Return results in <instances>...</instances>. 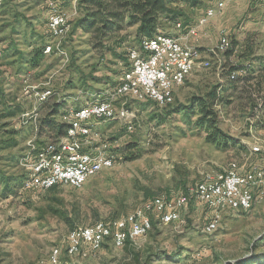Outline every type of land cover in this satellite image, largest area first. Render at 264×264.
Segmentation results:
<instances>
[{"label":"rangeland","instance_id":"374dc122","mask_svg":"<svg viewBox=\"0 0 264 264\" xmlns=\"http://www.w3.org/2000/svg\"><path fill=\"white\" fill-rule=\"evenodd\" d=\"M210 1L205 0L204 6L195 10H190L184 0L174 5L194 22ZM45 2L1 0V49L11 44L27 51L50 43L55 48L58 38L48 35ZM60 2L70 23L59 39L64 55L51 51L40 65L23 68L10 53L0 57V264L46 262L56 246L62 250V264H264V200L248 211L224 213L218 229L207 234L203 232L207 209L193 195L205 172L240 158L247 145H255L256 140L264 143V103L253 108L245 98L216 107L218 127L236 140L227 147L208 143L206 129L195 125L199 106L189 115L177 109L188 105L193 97H204L219 82L223 70L226 75L232 70L238 60L236 48H245L249 57L264 56V11L255 2L229 4L218 15L219 30L207 37L208 48L216 46L223 32L229 38L231 49L220 61L207 59L211 64L208 69H195L174 93L171 106L161 108L150 101L129 100L128 107L137 112L131 129L118 120L101 124L100 132L111 143L116 158L114 167L99 172L81 188L63 185L39 194L14 195L24 177L18 161L27 150L28 140L36 137L44 144L54 139L42 119L56 100L63 106L54 119L65 123L61 118L65 109L79 107L85 99L100 98L116 86L117 75L128 67L123 50L139 46L141 41L136 37L137 26L125 25L111 38H125L124 46L104 42L122 59L111 51L96 50L90 43L91 35L73 27L84 13L80 2L75 6L71 0ZM166 28L168 33L176 31L175 24ZM258 74L263 79L264 100V73ZM48 82L55 92L48 101L38 104L23 95L27 84L43 88ZM34 107L39 113L37 120L21 125V114ZM7 182L9 191L5 189ZM181 194L191 200L181 213L182 222L164 225L154 220L145 236L123 247L106 244L87 258L66 255V238L75 227L121 219L155 197L170 199Z\"/></svg>","mask_w":264,"mask_h":264},{"label":"built area","instance_id":"2783aa9c","mask_svg":"<svg viewBox=\"0 0 264 264\" xmlns=\"http://www.w3.org/2000/svg\"><path fill=\"white\" fill-rule=\"evenodd\" d=\"M71 1L75 6L79 0ZM236 1L212 0L195 24L183 25L179 21L175 28L178 32H185L187 38L196 37L200 27L207 25ZM259 1L264 4V0ZM45 7L47 32L54 39L58 38V42L55 48L53 43L46 45L44 54L53 51L64 55L59 39L69 30V17L61 7L60 0H46ZM230 45L229 38L223 32L211 54L220 61ZM126 50L129 66L122 71L115 87L107 90L102 97L80 107L70 106L61 114L67 124L63 135L44 144L39 143L36 137L28 140L27 150L18 161L24 174L18 193L39 194L63 185L81 188L99 172L114 167L116 158L111 143L100 132L101 124L118 120L131 129L137 112L128 107L129 100L150 101L161 108L166 107L174 102V93L195 69H208L211 66L209 60L200 57L194 45L166 34L142 38L139 46H129ZM2 55L0 48V57ZM48 84L43 88L27 84L23 87V95L42 104L55 93ZM117 102L120 104L118 107ZM38 117V110L34 107L21 114L20 123L27 125ZM193 195L207 209L203 225V232L207 234L218 229L224 213L248 211L263 201L264 143L256 140L255 145H247L240 158L218 166L215 171L205 172ZM190 201L184 194L170 199L158 196L124 218L77 226L66 238V255L87 258L106 244L123 247L127 241L145 236L154 220L164 225L180 223L181 213ZM61 253V248L56 246L48 260L39 264H62Z\"/></svg>","mask_w":264,"mask_h":264},{"label":"trees","instance_id":"16d2710c","mask_svg":"<svg viewBox=\"0 0 264 264\" xmlns=\"http://www.w3.org/2000/svg\"><path fill=\"white\" fill-rule=\"evenodd\" d=\"M177 1L179 0H79L80 4H78L84 13L73 27L80 28L91 35L90 43L94 46V49L107 50L115 54V48L107 46L104 42L109 43L112 41L114 45L121 46L125 42V38L118 37L114 40H111V38L114 33L124 29L125 25H136V37L142 40V38H152L159 33H165L167 25L173 26L179 21L183 25L190 24L185 12L174 5V2ZM184 1L189 8H197L204 6L205 0ZM167 33L166 35L173 36L172 32ZM48 35L50 34L48 33ZM127 48L128 46L123 50L124 56L127 53ZM44 49V47L39 48V46H36L30 51H23L10 44L9 48H2V51L3 54L5 51L11 52L12 56L15 57L13 61L20 63V68H23L40 65L45 60ZM115 55L121 58L120 55ZM237 57L238 61L232 65V70H229L227 75L223 70L220 74L221 80L204 97H193L188 105L177 108L178 111L184 110L189 115L194 113L195 106H199V114L195 120V125L198 128L206 129V141L208 143L222 147L234 144L236 140L229 138L218 127V110L215 109V106L218 104L222 107L230 106L238 101L243 102L245 98V102L250 106L252 105L253 108L258 107L261 104L260 102L264 103L261 96L263 93V79L258 74L264 73V59L261 57L255 58L254 56L249 57L246 50L238 53ZM173 104L174 102L168 106ZM62 106L61 101L56 100V103L52 105L42 119L43 127H49L52 132L51 137L54 138L63 135L67 130V124L56 122L54 119ZM8 115H13V112H9ZM252 116H255V114ZM56 187L58 186L51 189ZM10 188L11 186L7 182L5 185L6 191H9ZM17 193L18 191H15L14 195H17ZM6 195L8 197L11 193Z\"/></svg>","mask_w":264,"mask_h":264},{"label":"crops","instance_id":"0c3cea01","mask_svg":"<svg viewBox=\"0 0 264 264\" xmlns=\"http://www.w3.org/2000/svg\"><path fill=\"white\" fill-rule=\"evenodd\" d=\"M238 1V0H237ZM236 1V2H237ZM256 1H259V0H253L252 2H250V3H254L255 2V4H257V6H259L263 11H264V4L262 3V2H256ZM234 3V2H233ZM233 3H231L230 5H232ZM205 8V7H204ZM190 10H195V8H189ZM203 9V8H202ZM204 11V10H203ZM202 14V13H201ZM200 14V15H201ZM199 15V16H200ZM199 16H197V18L196 19H194L195 21L193 22V21H190L189 19H190V16H188V20H189V22L191 23V24H195L196 23V20L198 19V17ZM218 23L220 24V19H219V16H216L215 18H213V19H211L210 21H209V23L207 24V25H205V26H203V27H200L199 29H198V35L196 36V37H186V36H184L183 34H182V32H178L177 30V32L176 31H173L172 32V34H173V36L174 37H177V38H179L182 42H190L192 45H194L198 50H199V52H200V57L202 58V59H215V60H217V58L215 57V56H213L212 54H211V50L213 49V47L212 48H208V46H207V41H208V36L210 37V36H212L215 32H216V29H217V31L219 30V27H218ZM33 48H29L27 51H30V50H32ZM237 50L235 51V53H242V52H244L243 51V49H245V48H239V50H238V48H236ZM18 50H20L19 48H18ZM247 52H250V51H247ZM7 53H10V55L12 56V53L11 52H9V51H5L4 52V55L5 54H7ZM259 57H262V59H264V56H259ZM45 58H46V55H45ZM238 61V60H237ZM264 61V60H263ZM124 70V69H123ZM123 70H121L120 71V73H119V75H117V79L119 80V78H120V76H121V73H122V71ZM221 79H219V81H220ZM181 88V87H180ZM180 88H178L177 90H179ZM176 90V91H177ZM79 101V100H78ZM90 100H88V99H85V100H83L82 102H79V105L80 106H82V105H84V104H86L87 102H89ZM79 106V107H80ZM221 105L220 104H218V105H216L215 106V109H216V107L218 108V107H220ZM62 112V110H59V112L58 113H61ZM58 115V114H57ZM56 115V116H57ZM58 121V120H57ZM41 139V138H40Z\"/></svg>","mask_w":264,"mask_h":264}]
</instances>
